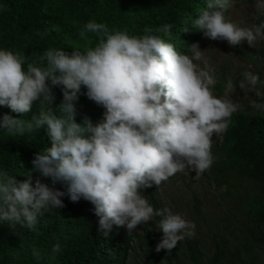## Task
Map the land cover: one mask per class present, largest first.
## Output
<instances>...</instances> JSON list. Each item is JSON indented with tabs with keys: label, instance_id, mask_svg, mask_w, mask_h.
Returning <instances> with one entry per match:
<instances>
[{
	"label": "clouds",
	"instance_id": "clouds-1",
	"mask_svg": "<svg viewBox=\"0 0 264 264\" xmlns=\"http://www.w3.org/2000/svg\"><path fill=\"white\" fill-rule=\"evenodd\" d=\"M234 4L205 0L194 25L211 40L255 47L264 41V20L241 26L225 15ZM255 8L264 15V0H255ZM171 28L165 24L158 31ZM152 32L145 27L143 35L130 36L89 21L80 37L95 34L97 42L83 51L48 48L37 61L26 62L21 53L0 49V107L19 116H0V130L26 136L44 129L50 141L31 162V172L39 174L35 181L31 172L21 181L0 169V224L34 231L46 212L64 207L67 196L90 202L105 234L114 225L131 233L153 221L162 232L157 252H171L195 236L193 221L167 206L154 208L142 190L159 188L177 173L195 172L198 178L209 170L212 138L227 130L239 109L231 94L238 86L245 95L256 90L260 96L257 86L264 88V80L246 69L238 82L229 78L224 95L217 97L215 69L199 45H189L184 54ZM54 88L62 94L58 105ZM81 95L103 109L98 121L85 115L76 122ZM34 103L38 113L23 119ZM252 107L264 109V104ZM60 250L59 242L53 245V253ZM33 255L39 258L35 250Z\"/></svg>",
	"mask_w": 264,
	"mask_h": 264
},
{
	"label": "trees",
	"instance_id": "trees-1",
	"mask_svg": "<svg viewBox=\"0 0 264 264\" xmlns=\"http://www.w3.org/2000/svg\"><path fill=\"white\" fill-rule=\"evenodd\" d=\"M204 7L205 0H0V49L19 52L26 62L37 61L48 48L83 51L93 47L97 38L89 33L87 40L82 39L80 31L87 22L95 21L105 23L110 31H124L130 36H141L149 27L151 34L185 54L189 45L203 40L194 20ZM165 24L172 25L170 32L158 31ZM53 91L60 103V89ZM77 106L87 109V114L77 110L78 123L85 115L93 122L102 117L103 109L83 95ZM9 114L19 118L11 111ZM32 116L28 113L22 118ZM49 146L44 129L26 136L0 130V169L22 181L27 178L23 175L32 170L34 155ZM213 157L210 170L215 184L225 186V195L233 197L238 205L228 212L237 214L245 228L241 242L228 244L226 238L217 237L205 248L193 237L185 238L183 245L177 244L171 252H157L162 236L157 228L156 232L140 234L114 225L105 234L90 202H71L65 196L64 207L46 212L34 231L0 224V264H127L129 254L136 249L148 264L252 263L264 255V115L234 113ZM31 175L33 181L39 176L36 172ZM239 183H247L252 191L243 197ZM56 187L64 190L60 184ZM146 199L157 208L154 197ZM57 242L61 250L53 253ZM34 250L39 258L33 255Z\"/></svg>",
	"mask_w": 264,
	"mask_h": 264
},
{
	"label": "rangeland",
	"instance_id": "rangeland-1",
	"mask_svg": "<svg viewBox=\"0 0 264 264\" xmlns=\"http://www.w3.org/2000/svg\"><path fill=\"white\" fill-rule=\"evenodd\" d=\"M226 17L241 26H252L264 20V15L257 13L255 0H235L234 6L225 14ZM199 45L203 56L215 69L216 84L214 94L219 97L224 95V85L229 78L238 82L242 77L241 73L248 69L253 73H258L261 80H264V41H260L255 47H249L246 42L240 46H230L226 41L211 40L203 36V40L196 43ZM189 54V49L185 52ZM261 93L256 95V90L247 93L236 87V91L230 98L239 105L237 112H242L247 116L263 114L264 109L252 107V103L264 104V88L257 86ZM59 102H55L58 105ZM54 105V107H55ZM77 110L87 114V109L77 106ZM39 111L38 104L34 103L29 112L34 115ZM1 114H9L10 109L0 107ZM222 134L214 135L211 152L219 147ZM211 169V168H210ZM205 171L200 177H195V172L177 173L167 181L162 182L160 187L153 186L145 191V197H154L157 208L169 207L174 213L181 214L187 220L193 221L196 225L194 238L198 239L203 247L208 248L213 244L215 238H226L228 244L241 242L245 228L239 221V216L231 214L228 210L236 208V200L226 196V187H218L213 178L211 170ZM247 183H239V190L244 197L252 191ZM156 232V225L153 221L138 225L133 233L145 231ZM184 240L179 241V246ZM127 264H148L142 257L141 252L136 249L128 256ZM248 264H264V255L261 254L255 261Z\"/></svg>",
	"mask_w": 264,
	"mask_h": 264
}]
</instances>
